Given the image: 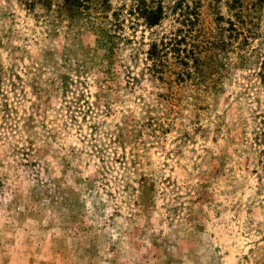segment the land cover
I'll return each mask as SVG.
<instances>
[{"label": "rangeland", "instance_id": "rangeland-1", "mask_svg": "<svg viewBox=\"0 0 264 264\" xmlns=\"http://www.w3.org/2000/svg\"><path fill=\"white\" fill-rule=\"evenodd\" d=\"M49 1L0 0V264H264V41L179 79L177 0L118 33Z\"/></svg>", "mask_w": 264, "mask_h": 264}, {"label": "trees", "instance_id": "trees-1", "mask_svg": "<svg viewBox=\"0 0 264 264\" xmlns=\"http://www.w3.org/2000/svg\"><path fill=\"white\" fill-rule=\"evenodd\" d=\"M30 10L34 5H40L43 10L51 9L49 0H19ZM60 16L71 20L77 17L86 18L89 24H99L101 29L119 32L125 22L130 26L143 25L150 29L160 27L166 12L161 0H119L113 6L112 0H61ZM221 0H177L172 8L176 14L179 28L169 33L151 32L148 43L147 60L151 63V71L157 73V67L172 56V63L181 71L177 73L179 79L190 76V68L199 69L202 59L212 50L226 51L235 44L248 47L251 41L261 45L264 33H259L255 26L257 16L264 9V0H226L227 17L219 11ZM208 8L209 15L202 17V9ZM10 12L8 7L0 6V21ZM210 16L211 23L206 26V19ZM209 23V22H208ZM102 24V25H101ZM118 30V31H116ZM118 36V35H115ZM257 44V45H259ZM184 47V48H182ZM256 56L259 51H254ZM167 63V62H166ZM165 63V64H166ZM177 67V68H180ZM154 68V69H152ZM261 79L264 82V58L260 63ZM172 74V71H170ZM174 74V73H173ZM2 77L0 76V89ZM0 95L5 97L2 92ZM6 110L8 105L3 99ZM7 117H10L7 110Z\"/></svg>", "mask_w": 264, "mask_h": 264}]
</instances>
